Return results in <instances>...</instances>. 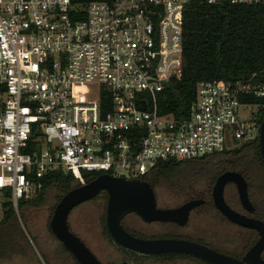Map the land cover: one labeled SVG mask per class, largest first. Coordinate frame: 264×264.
<instances>
[{"label":"built area","instance_id":"2783aa9c","mask_svg":"<svg viewBox=\"0 0 264 264\" xmlns=\"http://www.w3.org/2000/svg\"><path fill=\"white\" fill-rule=\"evenodd\" d=\"M187 1L0 0L2 212L51 168L142 175L158 157L258 135L257 114L238 113L242 92L264 95L254 71L201 78L187 113L159 110L158 90L181 72ZM84 82L94 95L76 92Z\"/></svg>","mask_w":264,"mask_h":264},{"label":"trees","instance_id":"16d2710c","mask_svg":"<svg viewBox=\"0 0 264 264\" xmlns=\"http://www.w3.org/2000/svg\"><path fill=\"white\" fill-rule=\"evenodd\" d=\"M253 71L255 80L264 81V1L188 0L183 9L181 72L178 76H172L158 90L159 110L185 114L190 108L199 79L234 78ZM109 96L107 90L101 93L103 99ZM240 98L258 103L256 114L260 120L264 111V95L246 91L241 93ZM225 168L241 170L247 179L249 193L259 206L264 207V159L258 135L240 138L222 148L191 156L158 157L142 176L150 180L157 191L161 187L180 195L178 200H181L189 194L209 192L216 175ZM98 172L85 170V179ZM42 179V186L35 187L32 194L19 197L17 207L9 199L3 200L0 224L15 227L18 233V241H11L13 251H22L24 246L19 245H23L20 241L26 240L16 218V208L22 215V207L39 204L44 197L45 187L50 183H56L60 188L59 198L68 187L80 182L70 169L61 167L51 168ZM54 203L47 213V224Z\"/></svg>","mask_w":264,"mask_h":264},{"label":"water","instance_id":"95a60500","mask_svg":"<svg viewBox=\"0 0 264 264\" xmlns=\"http://www.w3.org/2000/svg\"><path fill=\"white\" fill-rule=\"evenodd\" d=\"M258 137L260 152L264 159V111L259 122ZM238 140V137L233 136L234 142ZM228 179L235 181L243 205L249 208L253 206L248 195L247 179L242 171L236 168H225L216 175L211 189L216 206L229 218L242 224L254 226L259 230V236L244 253L245 259L193 238L177 235H144L134 233L125 227L120 218L129 210H135L146 220L174 219L182 223L187 219L190 208L202 200V196H192L177 204L159 205L154 187L142 175L129 176L102 170L95 176L68 187L55 202L49 224L82 264H127L126 260L122 262L102 261L90 246L69 227L68 211L70 207L81 199L93 195L101 187H105L108 191L106 225L113 237L127 246L148 252L191 251L220 264H264V257L260 255V249L264 245V219L242 213L226 202L223 189Z\"/></svg>","mask_w":264,"mask_h":264},{"label":"flooded vegetation","instance_id":"af4514ba","mask_svg":"<svg viewBox=\"0 0 264 264\" xmlns=\"http://www.w3.org/2000/svg\"><path fill=\"white\" fill-rule=\"evenodd\" d=\"M151 184L154 187L157 204L159 205H173L184 200L181 199L173 203H161L158 200L159 196L156 186L153 183ZM259 194L263 195V193ZM248 195L253 204L251 208L244 206L241 202L235 181L228 179L225 182L223 196L231 207L242 213L259 216L264 219V207L259 206V204L254 201L249 191ZM192 196H202V200L190 208L187 219L182 223L174 219L146 220L135 210L125 212L120 220L125 227L134 233L144 235L185 236L245 259L244 253L259 236L258 228L242 224L229 218L218 206H216L211 190L206 193L197 192L195 194H189L185 199ZM107 197V189L101 187L93 195L83 198L73 204L68 211L69 227L90 246L102 261L106 262L112 260L122 262L126 260L127 264H220L191 251L168 250L148 252L137 250L119 242L113 237L106 225ZM88 201H93L95 207L100 208L98 221L96 223L92 222L91 215L89 216L90 211L87 210L86 206ZM129 213L138 215L139 219H142L144 222H161L165 229L160 232L147 234L137 229L128 221L127 216H129ZM88 220H90V222ZM46 226L47 231L53 233L59 240L58 246H55L56 257L59 258V256H64L68 264H82L72 250L56 235L50 224ZM260 255L264 257V245L260 249Z\"/></svg>","mask_w":264,"mask_h":264},{"label":"rangeland","instance_id":"374dc122","mask_svg":"<svg viewBox=\"0 0 264 264\" xmlns=\"http://www.w3.org/2000/svg\"><path fill=\"white\" fill-rule=\"evenodd\" d=\"M96 83L84 82L77 88L76 92L82 96H92L95 94ZM257 102H242L239 105L238 113L242 119L251 118L257 112ZM232 144V139H227V145ZM158 200L161 203H173L180 198V195L167 192V190L158 188ZM253 192V191H252ZM60 193V188L56 183H50L45 187L44 197L37 205L22 207V215L16 208V218L23 230L26 240L22 239L19 244L24 246L22 251H13L10 247L11 241H18L17 228L10 227L6 224H0V264H68L64 256L56 257L55 246H58L59 240L47 231L46 217L49 208L56 201L57 195ZM89 216L91 215L92 222L98 221L100 212L99 207H95L93 201L86 203ZM2 211L0 210V217ZM128 221L137 229L149 233L160 232L165 229L161 222H144L139 219L138 215L129 213ZM90 222V220H88ZM93 223V224H94ZM9 225H13L10 223ZM17 227V226H16ZM17 236V237H16ZM21 237V235H19ZM60 248V247H59Z\"/></svg>","mask_w":264,"mask_h":264}]
</instances>
